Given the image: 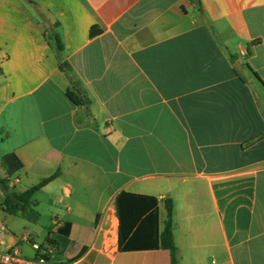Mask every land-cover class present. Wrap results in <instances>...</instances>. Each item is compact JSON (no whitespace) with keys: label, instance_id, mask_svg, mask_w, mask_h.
Here are the masks:
<instances>
[{"label":"crops","instance_id":"1","mask_svg":"<svg viewBox=\"0 0 264 264\" xmlns=\"http://www.w3.org/2000/svg\"><path fill=\"white\" fill-rule=\"evenodd\" d=\"M9 153L11 188L56 175L26 231L3 218L27 257L53 238L51 264H172L119 250L126 191L157 198L161 227L172 200L177 264H264V0H0Z\"/></svg>","mask_w":264,"mask_h":264},{"label":"trees","instance_id":"2","mask_svg":"<svg viewBox=\"0 0 264 264\" xmlns=\"http://www.w3.org/2000/svg\"><path fill=\"white\" fill-rule=\"evenodd\" d=\"M98 27H93L91 36L100 33ZM59 47L62 43L58 39ZM69 98L75 104H82L83 101L73 92L68 91ZM1 166L7 172V178H0V184L5 189V199L2 209L9 215L19 216L30 222H37L40 217L37 208V201L34 195L47 183L53 180L56 175L42 180L38 185L20 192L9 186V177L15 175L24 168L22 161L15 153H9L0 160ZM118 217L120 220V251L136 250H157L165 249L170 251L172 264H177L176 244L173 234V203L171 199L165 201L167 217L161 227L159 203L156 197L121 192L116 201ZM58 234L68 236L67 229H60ZM43 245L57 246V241L48 238Z\"/></svg>","mask_w":264,"mask_h":264},{"label":"built area","instance_id":"3","mask_svg":"<svg viewBox=\"0 0 264 264\" xmlns=\"http://www.w3.org/2000/svg\"><path fill=\"white\" fill-rule=\"evenodd\" d=\"M8 234V224L5 219L0 217V264H51L48 259L51 250L49 245L33 242L31 246L36 254L33 257H27L17 246L7 244L6 236ZM31 239L32 237L28 235L26 240L31 241ZM73 264H80V261H75Z\"/></svg>","mask_w":264,"mask_h":264},{"label":"rangeland","instance_id":"4","mask_svg":"<svg viewBox=\"0 0 264 264\" xmlns=\"http://www.w3.org/2000/svg\"><path fill=\"white\" fill-rule=\"evenodd\" d=\"M0 217L1 218H5V217L8 218L10 220L9 223H10V226H11L13 232H15L17 234L27 230L26 221L21 217H18L15 215H8L7 213H5L4 211H1V210H0Z\"/></svg>","mask_w":264,"mask_h":264},{"label":"water","instance_id":"5","mask_svg":"<svg viewBox=\"0 0 264 264\" xmlns=\"http://www.w3.org/2000/svg\"><path fill=\"white\" fill-rule=\"evenodd\" d=\"M237 69H241V66L239 64L235 65Z\"/></svg>","mask_w":264,"mask_h":264}]
</instances>
